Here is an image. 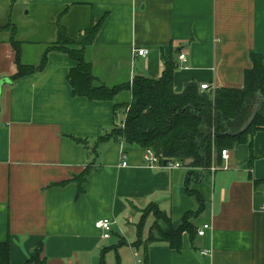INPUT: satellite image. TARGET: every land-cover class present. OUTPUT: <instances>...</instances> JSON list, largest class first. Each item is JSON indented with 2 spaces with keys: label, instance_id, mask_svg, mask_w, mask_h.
Returning a JSON list of instances; mask_svg holds the SVG:
<instances>
[{
  "label": "crops",
  "instance_id": "crops-1",
  "mask_svg": "<svg viewBox=\"0 0 264 264\" xmlns=\"http://www.w3.org/2000/svg\"><path fill=\"white\" fill-rule=\"evenodd\" d=\"M99 21L85 54L97 81L108 86L160 77L169 54L176 60L178 92L189 81L240 88L252 53L264 64V0H0V26H15L21 47H48L60 26L81 35ZM29 35L42 37L29 41ZM9 36L0 33V80H8L0 89V242H9L12 264L23 263L39 243L45 264H139L144 249L134 244L137 227L151 204L174 227L196 212L190 218L196 230L209 228L204 236L184 232L180 251L166 242L150 244L148 264H264V185H254L264 180V131L252 137V166L242 144L227 149L228 168L221 157L214 172L150 169L143 148L120 139L95 152L96 140L122 126L125 112L114 108L115 100L74 96L68 76L77 62L63 52L44 48L33 60L21 52L24 64L46 59L40 70L13 80L16 51ZM136 48L148 53L135 55ZM115 97L127 101L131 95ZM124 155L127 166H120ZM88 166L93 170L79 192L73 179ZM103 218L112 222L106 239L95 226ZM153 221L148 212L142 239ZM203 249L211 254L201 255ZM109 254L114 263L107 262Z\"/></svg>",
  "mask_w": 264,
  "mask_h": 264
},
{
  "label": "trees",
  "instance_id": "trees-1",
  "mask_svg": "<svg viewBox=\"0 0 264 264\" xmlns=\"http://www.w3.org/2000/svg\"><path fill=\"white\" fill-rule=\"evenodd\" d=\"M100 24L101 21L89 26L81 35L69 34L60 26L57 39L45 49V53H66L77 62L68 76L74 96H85L91 100H115L114 108L125 112L122 126L113 127L108 137L100 136L96 140L92 148L95 152L103 142L112 138L120 139L129 145L151 148L162 166L167 160L178 161L182 166L190 168L208 170L212 163L221 164L222 150L246 144L249 148L248 165H253L255 156L252 137L258 131H264V64L261 55L252 53L253 65L245 71L244 84L240 88L222 86L208 91L201 89L196 82L189 81L178 92L173 85L177 65L172 54L163 57L164 69L160 77L136 76L131 83L108 86L97 81L85 54ZM4 31L10 33L9 42L16 51L17 73L12 79L17 80L40 70L46 59L45 54L38 65L24 64L20 42L16 39V27H10V24L0 26V33ZM123 91L130 92L129 100L116 99L115 96ZM259 95L262 96L259 110L249 124ZM71 138L87 146L86 139L75 136ZM92 170L93 167L88 166L74 177L79 192H82V184ZM260 184L264 185L263 179L254 181L256 188ZM190 192L202 202L196 192ZM148 212H152L154 221L147 237L142 239L141 231ZM195 214L186 213L182 223L174 227L170 217L156 205L145 207L134 243L142 245L144 249L140 264H148V246L154 242H166L174 250L180 251L183 233H197L190 222L191 216ZM42 250V243L37 244L33 253L20 264H45ZM0 264H12L8 241L0 242Z\"/></svg>",
  "mask_w": 264,
  "mask_h": 264
},
{
  "label": "built area",
  "instance_id": "built-area-1",
  "mask_svg": "<svg viewBox=\"0 0 264 264\" xmlns=\"http://www.w3.org/2000/svg\"><path fill=\"white\" fill-rule=\"evenodd\" d=\"M133 52L135 55H139V56H144L148 53V51L146 49H143V48H136L133 50ZM178 58L180 61L184 62L186 60L185 53H183V52L179 53ZM200 88L201 89H207L208 91L214 90L212 88V86L208 85L207 83L200 84ZM221 157L223 159V165L221 167L224 169L228 168V158H229L228 150H222L221 151ZM125 158L126 157L124 155V157L122 158L123 160H122L120 166H127V160ZM142 160H143L144 165L150 169H155V168L162 166L160 164L159 158L157 157V155L153 152V150L151 148L143 149ZM162 167H166L168 169L174 170V169L181 168L182 165L178 161H168ZM217 169H219L218 165H216L215 163H212V165L209 167L208 171L214 172ZM263 208H264V204H263ZM111 223H112L111 220L108 218L98 219L95 222V226L102 231V237L104 239L109 237ZM208 228H209V224H203L201 227L197 228V234L200 236H204L206 233V230ZM200 254L203 256H208L211 254V250L210 249H203L202 251H200ZM138 263L140 264L141 260H139Z\"/></svg>",
  "mask_w": 264,
  "mask_h": 264
},
{
  "label": "rangeland",
  "instance_id": "rangeland-1",
  "mask_svg": "<svg viewBox=\"0 0 264 264\" xmlns=\"http://www.w3.org/2000/svg\"><path fill=\"white\" fill-rule=\"evenodd\" d=\"M25 32H27L26 26H25ZM37 37H42V35H38ZM37 37H31V35H29L28 37H26V39H29V41H33L31 38H37ZM44 48H46V47H44L43 45H41L39 43L28 42L21 47V52L23 54V58L28 57L30 60H33L35 58V53L38 50H43ZM114 257H115L114 254H109L106 257L107 262L110 261V258H111V261L114 263L115 262Z\"/></svg>",
  "mask_w": 264,
  "mask_h": 264
},
{
  "label": "water",
  "instance_id": "water-1",
  "mask_svg": "<svg viewBox=\"0 0 264 264\" xmlns=\"http://www.w3.org/2000/svg\"><path fill=\"white\" fill-rule=\"evenodd\" d=\"M6 81H8V80H6V79H2V80H0V89H1V87H2V85H3V83L6 82ZM261 98H262L261 95H259V96L257 97V106H256V109H255L254 115H253L251 121L249 122V124L252 122L253 118L255 117L256 113H257L258 110H259V107H260V99H261ZM249 124H248V125H249ZM248 125H247V126H248ZM247 126H246L245 128H247ZM245 128H244V129H245ZM244 129H243V130H244ZM243 130H242V131H243ZM166 163H167V160L164 161V164H166Z\"/></svg>",
  "mask_w": 264,
  "mask_h": 264
}]
</instances>
